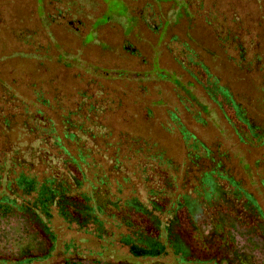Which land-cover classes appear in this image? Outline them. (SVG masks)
Instances as JSON below:
<instances>
[{"label": "trees", "instance_id": "obj_1", "mask_svg": "<svg viewBox=\"0 0 264 264\" xmlns=\"http://www.w3.org/2000/svg\"><path fill=\"white\" fill-rule=\"evenodd\" d=\"M15 2L0 0V264H127L113 263L117 255L136 264L168 255L180 264H242L244 252L254 249L263 253L255 262L264 261V214L246 194L237 203L233 191L236 202H229V185L237 184L220 161L177 124L185 159L178 182L162 152L119 129L131 121L145 89L116 84L128 80L123 72L47 68L44 63H58L59 57L50 53L31 11L27 23L13 22L8 10ZM249 2L247 10L230 2L222 20L213 6L198 9L206 14L203 25L215 46L210 55L254 92V103L250 95L244 102L263 122L246 118L215 82L212 92L219 98L211 100L229 104L253 143L264 146V0ZM48 19L76 32L65 11ZM183 51L186 62L205 74L190 51ZM15 59L33 66H6ZM168 117L175 124L176 116ZM225 155L219 157L227 160ZM253 168L264 192V154ZM212 220L222 228L230 223L245 250H226L218 258L201 249L208 243L198 236Z\"/></svg>", "mask_w": 264, "mask_h": 264}, {"label": "rangeland", "instance_id": "obj_2", "mask_svg": "<svg viewBox=\"0 0 264 264\" xmlns=\"http://www.w3.org/2000/svg\"><path fill=\"white\" fill-rule=\"evenodd\" d=\"M230 2L241 9L250 7L249 0H16L8 11L13 22L21 24L29 21L30 11L33 13L35 24L49 39L50 53L59 57L58 63H44L47 68L68 65L110 76H115L113 72H123L128 80L113 83L145 89V93L136 98L139 108L132 109L131 121L119 129L144 139L154 150L162 152L176 169L178 182L185 159L184 141L178 134L177 124L210 153V159L219 160L221 170L237 184L240 192L237 186L229 185V202L235 201L233 191L239 195L237 203L243 201L241 194H246L264 214V192L253 168L255 162H261L264 146L253 143L246 126L236 120L229 104L218 106L211 100L219 98L212 92L217 89L212 86L215 82V87L224 88L231 100L242 106L246 118L263 122L256 108L244 102L250 95L254 103L257 98L254 92L238 81L222 59L210 55L215 46L210 29L203 25L206 14L201 13L198 6H213L222 20L229 15ZM59 10L70 15L71 27L76 32H65L60 25L49 23L48 15ZM41 43L44 48L45 43ZM184 48L201 63L205 74L186 62ZM6 66L26 71L33 65L28 60L15 59ZM124 92L127 96L133 95L128 89ZM142 108L149 112H141ZM194 111L199 116L194 115ZM169 113L176 116V125L169 121ZM220 153H226L227 160L220 158ZM215 182L225 187L222 180L215 179ZM225 197L228 195L218 203L223 204ZM208 224L198 236L199 242L208 243L201 244V249L218 258L226 250H245L230 223L229 229L218 226L213 220ZM244 254L246 256L239 260L242 264H254L258 256H263L259 249ZM118 261L136 264L121 255L112 259L113 263ZM137 264L180 263L168 255Z\"/></svg>", "mask_w": 264, "mask_h": 264}]
</instances>
